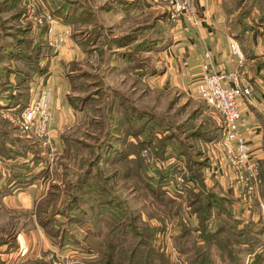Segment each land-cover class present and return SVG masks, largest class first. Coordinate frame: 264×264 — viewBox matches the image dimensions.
I'll use <instances>...</instances> for the list:
<instances>
[{
    "label": "rangeland",
    "instance_id": "1",
    "mask_svg": "<svg viewBox=\"0 0 264 264\" xmlns=\"http://www.w3.org/2000/svg\"><path fill=\"white\" fill-rule=\"evenodd\" d=\"M223 2L231 29L264 32V0ZM169 10L146 0H0V264H264V228L238 232L225 221L209 239L190 228L182 241L164 226L179 177L162 201L152 196L156 156L175 133L169 123L188 114L178 113L182 86L164 78L170 45L182 42L174 28L183 20L170 22ZM50 28L68 32L56 50ZM68 39L79 58L68 100L80 114L60 163L49 137L51 93L37 78L48 59L62 70ZM43 92L48 139L36 126L21 129V113ZM107 180L112 191L98 196Z\"/></svg>",
    "mask_w": 264,
    "mask_h": 264
},
{
    "label": "crops",
    "instance_id": "2",
    "mask_svg": "<svg viewBox=\"0 0 264 264\" xmlns=\"http://www.w3.org/2000/svg\"><path fill=\"white\" fill-rule=\"evenodd\" d=\"M146 1L154 6L170 9L166 0ZM223 1L225 0H195L198 24L192 26L181 21L178 27L174 28L178 30L177 34H181L182 42L179 45L174 42L170 45L169 53L172 59L164 72V78L168 79L169 75L172 77L169 84L182 86V92L179 94L187 97V103L183 105V109L178 110V113L184 112L188 107V114L185 120L169 123L174 127L175 133L168 138L160 155L156 156L158 159L155 160V164L161 168L155 176V181L160 176L167 178L163 186L167 195L171 188L169 185L172 182L176 183V177L182 181L177 182L180 191L176 194L177 199H172L166 208L164 224L165 227L172 224L174 230H177L178 239L182 241L188 236L186 233L190 228H199L201 232V224L207 229L215 230L219 223L227 221V226L230 225V228L239 230L238 232L257 229L260 226L257 214L260 212V205L264 204V32L261 29L254 31L231 29L230 16L224 8L226 3ZM232 41H236L240 46L244 58L242 66H238L237 58L230 52L229 45ZM70 42L68 39L59 54L64 56L60 59L63 64L62 70L54 63L58 58L52 59L54 61L48 59L50 61L46 63L47 68L42 75L38 74L37 78L39 81L44 75L46 79L43 86L51 93L52 120L49 137L55 151L54 159L60 163L63 161L64 151H67L64 144L65 136L72 126L77 124L80 114L68 100L70 78L73 75L71 70L79 65L78 56L69 50L72 46ZM205 52L211 55L210 65L213 71L240 72L243 81L251 86L252 98L249 102L241 103L240 110L247 122L243 135L249 142L254 157L259 160L261 168L260 183L254 192L250 191L248 186L237 184L235 174L228 164L227 154L218 137L222 128L221 117L194 96ZM34 81L37 84V80ZM17 107L10 110L16 111ZM41 154L47 155L45 151ZM91 157L93 156H89L88 159ZM177 166L180 168L177 169ZM111 186L110 180L102 182L103 192H99L98 196H109L113 189ZM45 196L46 191L42 197ZM152 196L157 201L165 198L157 192H152ZM205 197L218 201V206L223 207L228 217L224 219L221 213L207 206L205 213H209L210 218L204 222L205 213L202 214L197 208L204 203ZM100 208L105 210L102 206ZM153 220L154 228L163 225L162 218L159 221L158 215H155Z\"/></svg>",
    "mask_w": 264,
    "mask_h": 264
},
{
    "label": "built area",
    "instance_id": "3",
    "mask_svg": "<svg viewBox=\"0 0 264 264\" xmlns=\"http://www.w3.org/2000/svg\"><path fill=\"white\" fill-rule=\"evenodd\" d=\"M170 7L168 20L178 22L187 21L193 26L198 24L195 14V0H166ZM48 44L53 49L60 48L68 37V32L54 33L49 29ZM230 52L237 58L238 66H242L244 58L239 44L232 41L229 45ZM204 62L201 65V75L195 84L198 97L222 119L223 132L221 144L227 154V161L235 174L237 184L248 186L250 191H255L259 185L260 163L251 150V146L243 131L246 128V118L243 116L240 105L249 102L252 98L251 86L243 81L240 72H217L210 65L212 60L208 52L203 54ZM50 96L43 92L37 100L31 101L21 113V129L23 132H32L36 126V134L40 138L48 139L47 125L50 121L47 105ZM146 153V152H145ZM177 182H182L178 178ZM260 218L264 225V204L260 205Z\"/></svg>",
    "mask_w": 264,
    "mask_h": 264
},
{
    "label": "trees",
    "instance_id": "4",
    "mask_svg": "<svg viewBox=\"0 0 264 264\" xmlns=\"http://www.w3.org/2000/svg\"><path fill=\"white\" fill-rule=\"evenodd\" d=\"M36 53L39 54L38 47L36 48ZM42 71H45V68H42V70H40L39 75H42L44 73ZM221 132H222V128L219 131L218 137H220ZM166 179L167 178H164L163 176H160L157 181L151 183V185H152V188H151L152 190L151 191L154 192V193L157 192L160 196L164 195V193L161 192V190L163 191V186L167 182ZM217 202L214 201L212 198L205 197L204 203L200 207H198L197 209L198 210H201L202 211V214H204L205 213V210H207V206H208L209 209H215L217 211V213H221V215L224 216V219H226L228 217L227 212L223 209V207L218 206V203ZM209 218H210V214L209 213H205V218H203V221L205 222ZM260 223H262L261 218L259 219V224ZM262 226H263V223H262ZM262 226H259V228H262L263 229L264 227H262ZM200 228H201V234L204 231V234H205V236H203L204 239L205 238H208L209 236H210L209 238H211V236H213L216 233V231H214L213 229L212 230L211 229H207L206 226L205 225H202V224H201V227ZM186 234L187 235H190L191 233L190 232L189 233L187 232ZM240 235H241V237H243V236H245L247 234L244 233V234H240Z\"/></svg>",
    "mask_w": 264,
    "mask_h": 264
}]
</instances>
